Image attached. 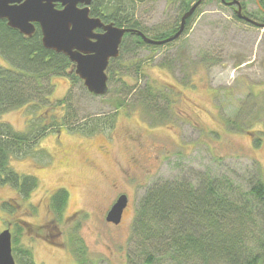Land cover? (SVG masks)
<instances>
[{"label": "rangeland", "instance_id": "rangeland-1", "mask_svg": "<svg viewBox=\"0 0 264 264\" xmlns=\"http://www.w3.org/2000/svg\"><path fill=\"white\" fill-rule=\"evenodd\" d=\"M126 1L129 24L152 39L169 30L175 8L181 10L184 3ZM238 1L255 16L254 0ZM123 43L109 65L110 78L106 69L108 89L102 96L65 75L42 80L52 86V102L70 91L76 119L90 124L101 116L104 131L48 132L22 156L11 158L15 172L37 181L23 199L19 191L0 185V231L10 225L17 238L16 264H145L148 257L150 264H204L164 258L146 242L144 251L138 248L134 224L146 191L161 183L196 186L209 176L231 182L238 194L256 178L264 184V30L237 21L218 0H206L186 31L169 44L132 37H123ZM0 64L8 65L1 56ZM27 108L5 112L0 120L26 130ZM52 111L62 113L58 107L39 113L50 117ZM57 188L68 192L59 216L49 209ZM118 193H125L127 204L114 224L105 216ZM8 198H14L16 211L1 209ZM249 223L252 237H245L241 247L264 253L262 222Z\"/></svg>", "mask_w": 264, "mask_h": 264}, {"label": "trees", "instance_id": "trees-1", "mask_svg": "<svg viewBox=\"0 0 264 264\" xmlns=\"http://www.w3.org/2000/svg\"><path fill=\"white\" fill-rule=\"evenodd\" d=\"M183 1V5L187 6L188 0ZM92 4V13L104 21L139 30L129 24L126 0H93ZM164 36L162 34L153 38ZM123 37H132L144 43L133 33L124 34ZM123 46L122 39L119 54ZM0 56L8 63L0 64V116L21 106H28L26 113L29 114L27 129L22 131L0 120V185H8L19 191L20 199H23L37 187V181L32 175L20 176L15 172L10 166L12 157L22 156L48 132L59 133L65 129L91 135L104 131V126L98 122L101 116H95L97 118L90 124L76 119L74 112H71L70 91L58 101L52 102L49 99L52 86L50 83L44 85V78L49 81V77L55 74L72 77L75 82L81 80L74 74L72 63L65 55L43 47L38 28L27 37L0 19ZM113 60H110L109 65ZM119 104L113 116L121 106ZM57 107L62 113L52 111L50 117H46L45 112L39 113L41 110H56ZM80 120L84 123L80 124ZM112 121L113 118L108 121L109 126ZM54 126L57 127L53 129ZM200 182L197 188L191 183H161L146 191L139 203L134 224L135 235L139 239L138 248L144 251L148 244V248L160 252V256L183 262L199 260L204 264L216 261L220 264H264L263 252L257 253L254 249L247 252L241 247L245 237H252L253 229H250L249 222L257 219L259 224L262 222L260 243L263 241V182L256 178L242 194L234 192L231 182L218 181L212 176L204 177ZM67 199L68 192L64 188L55 189L51 194L49 209L59 216ZM13 201L14 198L3 200L1 209L9 213L16 211ZM5 228L11 232L10 225ZM16 241L17 238L11 233L12 255L20 249L13 245ZM145 242L146 247H143ZM21 251L24 256H30L28 251ZM150 262L149 257L145 259V264ZM30 263L35 264L33 261Z\"/></svg>", "mask_w": 264, "mask_h": 264}, {"label": "water", "instance_id": "water-1", "mask_svg": "<svg viewBox=\"0 0 264 264\" xmlns=\"http://www.w3.org/2000/svg\"><path fill=\"white\" fill-rule=\"evenodd\" d=\"M91 0H0V19L18 30L24 36H31L37 23L41 32V43L44 48L65 55L72 63L74 74L81 80L86 90L95 96L107 92L108 76L106 69L111 59L119 56V47L124 34L135 33L146 44L162 45L177 39L184 29L185 20L203 1L197 0L180 17L175 33L163 38L152 39L142 31L120 27L113 22L103 23L98 17L88 15ZM257 1V0H256ZM62 5L55 8V3ZM81 3L84 6L78 7ZM236 4V17L253 26L264 27L263 23L243 15L237 0L227 2ZM97 29H102L97 32ZM127 204V196L121 194L109 208L105 220L118 224L123 209ZM0 264H16L12 256L11 232L8 228L0 231Z\"/></svg>", "mask_w": 264, "mask_h": 264}, {"label": "flooded vegetation", "instance_id": "flooded-vegetation-1", "mask_svg": "<svg viewBox=\"0 0 264 264\" xmlns=\"http://www.w3.org/2000/svg\"><path fill=\"white\" fill-rule=\"evenodd\" d=\"M196 1H197V0H188L187 6L182 5L181 10H178L177 7L175 8V19H174V22H173V24L171 25V27L169 28V30H167V31L164 33L165 36H164L163 38H166V37L172 35L173 33H175V32L177 31L178 26H179L180 17H181L182 14H183L185 11H187V10L190 8V6H191L192 4H194ZM229 1H231V0H218V2H219L222 6L228 8L229 10L232 11L233 17H234L237 21H239V22H241V23H244V24H246V25H252V24H250L249 22H247V21H245V20H243V19H239V18L236 17L235 9L237 8V5H236V4L228 5L227 2H229ZM237 1H238V0H237ZM254 1H255V4H256V13H255V16L249 14V13L246 11V7L243 5V3H241L240 1H238V2H239L240 5H241L243 15L249 17L250 19H253V20H255V21H258V22L264 24V0H257V1L254 0ZM205 2H206V0H203V1H202V2L196 7V9L194 10V12H193V13H192V14H191V15L185 20L184 29H183V32L181 33V35L186 31L187 27H188L189 24H190L191 19L195 16V14H197L198 10L201 8V6H202ZM92 3H93V0H91V1H90V4L88 5V8H89V13H88V15H89L90 17H98V18H100V19L102 20L103 23H109V22H112V21L106 22V21H104L100 16L94 15V14L92 13V11H91V8H92V5H93ZM173 4H175V0H170V5H173ZM77 6H78V7H83L84 5L81 4V3H78ZM55 8H57V9H61V8H62V5H61L59 2H56V3H55ZM179 14H180V15H179ZM178 15H179V18H178ZM3 20H5V19H3ZM5 22H6V20H5ZM6 25H7V24H6ZM7 26H8V25H7ZM34 26H35V30H36V28H38L39 31H40L39 25H38L37 23H34ZM259 28H261V29L264 30V27H259ZM17 31H18V30H17ZM96 31H97V32H101L102 29H97ZM19 33H20V32H19ZM32 34H33V33H32ZM40 34H41V32H40ZM130 34H132V33H130ZM22 35H23V34H22ZM133 35L135 36L136 34L133 33ZM181 35H180V36H181ZM23 36H24V35H23ZM136 36H137V35H136ZM180 36H179V37H180ZM27 37H28V36H27ZM29 37H30V36H29ZM179 37H178V38H179ZM163 38H160V39H163ZM178 38H177V39H178ZM175 40H176V39H175ZM173 41H174V40H173ZM171 42H172V41H171ZM169 43H170V42H168V43H166V44H164V45H167V44H169ZM164 45H163V46H164ZM156 46H157V45H156ZM120 194H121V193H120ZM120 194L118 193L117 196L120 195ZM122 194H123V193H122ZM124 194H125V193H124ZM117 196H116V197H117ZM112 204H113V203H112ZM112 204L110 205V207L112 206ZM125 208H126V207H125ZM125 208L123 209L122 216H123V213H124ZM122 216H121V219H122Z\"/></svg>", "mask_w": 264, "mask_h": 264}]
</instances>
